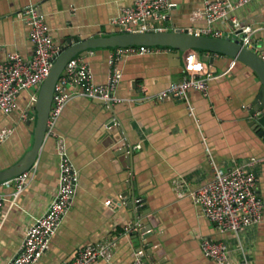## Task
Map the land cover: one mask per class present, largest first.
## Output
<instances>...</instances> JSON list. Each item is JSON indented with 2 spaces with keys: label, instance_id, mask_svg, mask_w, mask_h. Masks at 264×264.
<instances>
[{
  "label": "crops",
  "instance_id": "0c3cea01",
  "mask_svg": "<svg viewBox=\"0 0 264 264\" xmlns=\"http://www.w3.org/2000/svg\"><path fill=\"white\" fill-rule=\"evenodd\" d=\"M133 1L0 0V63L14 53L31 59L30 27L23 16L29 6L45 16L54 43L63 49L73 37L86 41L119 31L111 21ZM205 1L172 0L176 6L163 27L182 31L208 27ZM232 19L251 27L252 44L264 55V0L231 11L229 19L215 23L213 29L229 33ZM111 52L98 49L83 57L96 85L107 84ZM118 65L121 103L106 109L99 99L76 96L56 124L55 133L64 139L79 170V186L72 209L38 264H68L83 247L104 242L114 243L112 258L96 264H133L139 249L145 252V264H219L203 253L206 239L224 241L234 260L245 254L253 264H264V216L240 235L224 233L191 197L199 185L213 180L214 165L229 169L264 157V141L252 126L251 106L260 89L256 74L237 60L216 54L214 62L207 63L215 76L208 96L191 90L187 101H158L155 95L183 79L184 55L167 50L124 58ZM37 98L38 90L24 91L13 113L0 112V171L31 149ZM112 121L119 126L109 128ZM57 137L46 136L22 191L0 186L7 199L0 217V264L18 253L26 230L58 194ZM257 174L258 194L264 201V164ZM133 194L136 203L144 201L146 206L135 221L128 209ZM107 200H112L111 207ZM130 224L141 225L146 233L126 234Z\"/></svg>",
  "mask_w": 264,
  "mask_h": 264
},
{
  "label": "built area",
  "instance_id": "2783aa9c",
  "mask_svg": "<svg viewBox=\"0 0 264 264\" xmlns=\"http://www.w3.org/2000/svg\"><path fill=\"white\" fill-rule=\"evenodd\" d=\"M253 1L237 0L231 3L230 1L206 0L203 15L208 27L189 32L199 36L222 37L224 34L214 30L213 25L229 19L231 11ZM175 6L172 0H134L133 5L124 8L120 15L111 22L120 32L164 31L166 29L163 27V22L168 20L169 11ZM23 16L30 27L33 55L27 60L20 54L14 53L7 62L0 63V112L5 114H11L16 110L18 98L22 92L31 89L40 90L54 62L62 53V48L54 43L49 33L45 16L36 6L27 7ZM231 23L232 28L229 33L237 37L241 34L246 35V38H243L244 46L254 47L251 27L243 25L237 19H232ZM167 50L171 49L146 46L113 49L109 59L111 73L107 84L102 86L94 83L93 72L83 57L78 56L71 59L54 91L47 135L57 137L56 124L66 105L76 96L99 99L103 101L106 109H112L123 101L117 96V89L122 80V72L118 63L122 59ZM261 58L264 61V55H261ZM214 78V74L208 69L207 63L201 59L200 54L195 50H189L184 54L183 79L172 83L154 98L158 101L168 99L187 101L191 90L208 96L210 84ZM113 126H119V123L112 121L109 128ZM56 142L60 158L58 194L46 213L36 218L26 230L20 250L7 264H38L73 207L80 173L68 155L64 139L57 137ZM137 148L141 149V146ZM262 164H264V157H252L229 169L214 165L213 180L199 185L191 193L192 200L201 207L203 215L221 232L240 235L246 229L259 225L263 221L264 201L258 194L257 174V168ZM28 178L29 172H26L15 180L4 183L1 187L15 186L18 191H22ZM6 201V197L0 192V217ZM139 202L140 200L137 201ZM105 204L111 207L113 202L107 200ZM1 224L0 218V229ZM142 231L139 224H130L125 228L126 234H141ZM113 246V242L89 244L80 249L75 259L68 264H96L102 260L110 261ZM201 247L208 258L219 264H253L245 254L241 260H234L224 241L216 242L206 239L202 241ZM144 253L143 249L137 250L133 264H145Z\"/></svg>",
  "mask_w": 264,
  "mask_h": 264
},
{
  "label": "water",
  "instance_id": "95a60500",
  "mask_svg": "<svg viewBox=\"0 0 264 264\" xmlns=\"http://www.w3.org/2000/svg\"><path fill=\"white\" fill-rule=\"evenodd\" d=\"M243 38H246V35L241 34L237 37L234 34L226 33L222 37H211L199 36L190 33L189 30L170 29L159 32L134 33L117 31L106 37L86 41H81L77 37L68 39V47H63L62 53L54 62L48 78L38 91L33 145L20 161L0 171V186L29 172L37 162L39 152L47 135L54 91L68 62L78 56L85 57L90 51L98 49L113 50L129 46L166 47L174 51L179 57L189 50H195L199 54L204 53L203 61L205 63H213L216 54L243 63L252 69L260 83L258 95L251 106L255 113V120L252 126L264 141V61L261 58L260 51L255 46H244ZM127 200L129 201V199ZM130 200L128 209L131 210V217L135 221L138 214H141L146 209V206L144 205V201L136 203L135 194H133V198ZM143 232L146 233L145 230ZM133 235H138V233H134ZM148 236H145V238Z\"/></svg>",
  "mask_w": 264,
  "mask_h": 264
}]
</instances>
